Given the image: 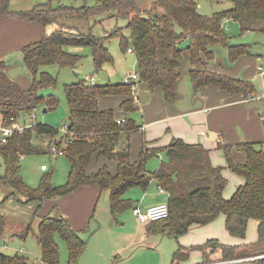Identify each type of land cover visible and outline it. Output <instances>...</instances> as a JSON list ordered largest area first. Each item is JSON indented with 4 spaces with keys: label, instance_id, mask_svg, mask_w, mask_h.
Masks as SVG:
<instances>
[{
    "label": "trees",
    "instance_id": "trees-1",
    "mask_svg": "<svg viewBox=\"0 0 264 264\" xmlns=\"http://www.w3.org/2000/svg\"><path fill=\"white\" fill-rule=\"evenodd\" d=\"M228 1L231 3L229 7L212 14L199 11L201 0H95L92 6L83 5L78 9L81 15L114 9L113 15L128 17L126 26L129 37L123 36L121 28L95 36L90 32L68 31L66 26L58 23L56 28L45 32L40 39L20 48L22 61L30 73V84L26 88L6 73L5 61L0 60V109L3 116L27 119L25 116L44 101L39 88L55 82L53 74L45 67L50 64L73 67L82 57L80 53L69 51L68 46L90 45L95 70L113 62V56L104 44L105 39L113 35L120 38L121 47L126 51L129 46L133 47L138 81L143 82L151 92L160 89L166 103L172 102L177 94L176 81L181 74L184 54L189 59V75L194 89L213 84L230 94L254 95L256 87L252 80L207 67L213 59L215 49L212 46L216 43L227 47L230 61L250 53L248 43L229 42L224 26L227 18L238 23L240 33L254 30L264 32V0ZM61 7L68 8L61 4L52 7L45 1L25 10L11 12L9 0H0V18L15 15L43 24L51 21L57 23L55 12ZM63 88L68 105V133L63 134L59 127L38 120L0 144V156L4 163V170L0 172V187H11L0 203L12 195H21L22 199H17L22 203L36 202L34 215L40 219L35 236L42 261L59 263L56 233L66 243L67 264H78L86 244L82 231L72 227L63 215H52L50 212L39 214L44 199L61 197L80 186L94 184L100 190L109 189V210L114 216L133 207L131 200L125 196L130 186L144 188L151 179H155L168 191L166 202L169 214L150 221L147 224L149 231L179 236L192 225H204L223 213L228 233L242 239L246 235L248 221H257L256 240L232 244L221 242L218 238H208L194 245L178 243L172 253L171 264H181L192 249L202 251L204 262L220 260L227 261L226 264H264V143L217 142V148L222 150L225 157L226 167L243 178L232 194L225 197L223 191L227 178L223 173L224 166L213 164L210 150L201 143H190L173 136L168 144L155 146L144 139L135 159L128 145L119 148L121 136H129V132L139 125L129 116L117 117L111 107H101L99 98L101 95L119 96V105L123 110H133L137 101L133 99L130 81L99 82L92 76H85L64 83ZM45 100L46 110L55 108L58 102L53 94ZM119 118L125 121L119 123ZM64 139L63 155L69 161L66 183L53 185L45 175L37 186H27L20 175V154L49 152L52 143L62 145ZM160 151L164 153L165 161L158 169H148V159ZM235 151L244 156L243 161L235 156ZM99 158L115 161V170H111L108 164H97ZM3 217L0 212V235L4 230ZM31 229V222H28L17 234L25 237ZM216 251H219L218 257L213 256ZM19 259L18 256L0 252V264H15Z\"/></svg>",
    "mask_w": 264,
    "mask_h": 264
},
{
    "label": "rangeland",
    "instance_id": "rangeland-1",
    "mask_svg": "<svg viewBox=\"0 0 264 264\" xmlns=\"http://www.w3.org/2000/svg\"><path fill=\"white\" fill-rule=\"evenodd\" d=\"M45 1H48L52 7H57L60 4L68 7L58 8L55 12L56 20H58L57 25L60 23L66 26L68 31L90 32L95 36H103L115 28H121L123 36L125 38L129 37V29L126 26L128 17L113 15L114 9L99 10L88 15L80 14L81 10L79 11L78 9L83 7V5H94L95 0H9V11L25 10L39 2ZM230 4L228 0H201L199 11L204 14H212L216 10L229 7ZM54 22L48 23L52 29L56 28L54 27ZM224 26L230 43L246 42L249 44L248 48L251 52L264 51L263 31L254 30L240 33L238 23L231 18L224 20ZM183 43H186V41H183ZM104 44L111 52L113 62L105 63L99 70L94 69L90 45L66 47L69 51L82 55L80 61L73 67L59 66L57 64H50L45 67L53 74L55 82L39 88V93L43 95L44 101L40 102L32 110L36 114V121L39 120L59 128L68 123V105L63 88L64 83L76 81L85 76H92L99 82H106L105 80L107 79H109L108 81H118L125 79L136 70L134 54L127 53L121 47V41L117 35L106 38ZM212 47L219 51L228 61V49L225 45L216 43ZM8 61L13 64L8 74L19 79L24 86H29L30 73L25 68L22 55L13 53L8 58ZM253 77L255 79V76ZM253 79L252 81L257 89L259 83H261L260 76H257L259 82ZM50 94L57 97V105L55 108L43 111V108L47 106L45 99ZM25 117L27 118L28 115ZM137 120H139V116H137ZM162 161H165V156L160 151V153L148 159L147 168L154 170ZM42 163L47 165L46 171L40 169L39 165ZM3 170L4 163L0 156V172H3ZM223 170L227 178L223 192L229 195L233 191L234 185H236L235 178H239L240 175L238 176L227 167H223ZM68 172L69 161L63 154L52 157L48 151H35L25 153L20 160V175L24 183L30 187L37 186L40 179L45 175L49 177L53 185L65 184L68 179ZM4 186L11 189L9 185H2L0 187V197H4L7 194ZM134 189H137V187L129 188L125 195H130V192ZM101 192L97 204H95L96 207L94 206L95 215L91 216L90 219L92 223L90 229L93 231V228H96V232L90 235L85 234L87 241L78 259V264H171L172 252L178 246V242H181L180 238L185 235L187 237L188 231L179 236L169 233H147L149 237L145 239L143 237L140 238L143 236L140 232L136 234L138 239L130 240L133 235L132 231L138 226L140 230L145 229V224L138 223V219L130 207L113 216L109 210V189L104 188ZM19 197L22 199L21 195ZM35 205L36 202L34 201L22 203L16 197H11L5 200L3 207H0L4 214V230L0 235V252L10 256H18L20 259L15 264H49L42 261L40 246L35 236L40 219L34 215ZM42 206H45V204H42ZM28 222H31L32 229L28 231L25 237H20L17 233L22 228H25ZM248 234L249 229L244 237L245 239L248 238ZM151 236H156V246L147 243ZM55 240L59 248L58 264H67L68 252L66 243L57 233L55 234ZM112 247L115 251L111 250ZM201 256L199 249H192L184 261L187 263L199 261Z\"/></svg>",
    "mask_w": 264,
    "mask_h": 264
},
{
    "label": "crops",
    "instance_id": "crops-1",
    "mask_svg": "<svg viewBox=\"0 0 264 264\" xmlns=\"http://www.w3.org/2000/svg\"><path fill=\"white\" fill-rule=\"evenodd\" d=\"M57 26V23L54 22V27ZM51 30L52 27L49 24L15 15H6L0 18V60L3 59L5 61L6 73H9L13 65L8 61V58L13 53L22 55L20 48L23 45L40 39L45 32ZM249 52V54L239 56L235 61H230L229 59L227 61L219 51L215 50L213 59L207 65L210 69L235 77L252 80L253 76H255L253 80L258 82L257 76H260L261 83H259L256 92L248 97L240 93L230 94L227 90L213 84L201 85L194 89L189 75L191 66L185 54L180 66L181 74L176 81L177 94L170 103L165 102L160 89L151 92L140 81H137L139 100L135 102L136 107L129 112L123 110L119 105V96L101 95L99 98L101 107H111L117 117L129 116L139 125L136 129L129 132V136L124 134L121 136L119 148L128 145L131 156L135 159L144 139L149 142V145L164 146L170 142L173 136H177L190 143L203 144L210 150L212 163L226 167L223 152L216 146L218 141H226L233 144L241 141L264 143V73L259 70V66L264 69V51L255 53L249 50ZM11 78L26 88L27 85L24 86L19 79ZM123 80L124 78L114 82ZM137 116H139V120H137ZM235 156L240 161L244 160V156L240 152L235 151ZM97 164H108L113 171L116 167L115 161L105 160L104 158H99V163ZM242 181L243 178L241 176L235 178L236 185H234L233 191ZM158 185L155 179H151L144 188L139 185L130 186L129 188L137 187V189L132 190L130 195L125 196L131 200L132 206L139 205L142 208L159 201H167L168 191L160 192ZM4 187L5 192L8 194L11 190L6 186ZM101 191L97 185L92 184L80 186L73 192L61 197L44 199L42 204H45V206H41L39 214L50 212L52 215H63L72 227L82 231L81 234L85 239L86 233L90 235L96 232V228H93V231L90 229L92 225L90 219L91 216L95 215V204H97ZM232 192L229 195L224 194V192L223 194L228 197ZM11 197H16L17 199L19 195L10 196L9 198ZM2 198L0 197V200ZM4 204L5 201L0 203V207H3ZM0 212L3 214L1 209ZM138 223L142 222L138 221ZM144 224L146 226L145 229L140 230L138 226L132 231L133 235L130 240L138 239L136 234L140 232L143 235L140 238L143 237V239L149 237L147 233L156 234L148 230L147 224L149 223ZM248 229L247 239L230 235L225 228V215L219 213L212 221L204 225H192L188 230L187 237H185L186 235L182 236L180 238L181 242L178 243L194 245L203 243L208 238H218L221 242L232 244L252 242L257 238V221L255 219L248 221L247 231ZM156 241V236H151L147 243L156 246ZM111 250L115 251L113 247ZM199 251L202 254V251ZM213 256L218 257L219 251H216ZM202 263H204L203 255L199 261L192 263L181 261V264ZM220 264H226V261Z\"/></svg>",
    "mask_w": 264,
    "mask_h": 264
},
{
    "label": "built area",
    "instance_id": "built-area-1",
    "mask_svg": "<svg viewBox=\"0 0 264 264\" xmlns=\"http://www.w3.org/2000/svg\"><path fill=\"white\" fill-rule=\"evenodd\" d=\"M128 52L133 51V47L129 46L127 48ZM259 70L261 73H264V69L262 66H259ZM92 79V78H91ZM126 81H130L132 83V93L133 99L138 101L137 95V81H138V74L133 71L130 75L125 78ZM125 121L124 118L117 119V122L123 123ZM36 122V114L31 111L28 113V118L23 119L21 116L16 118L10 117L9 119L4 117L2 114V110L0 109V144L6 143L9 136L14 134L15 132H20L25 128L31 127ZM63 134L68 133V126L64 124L59 128ZM62 145L57 143H52L49 146V153L52 157H57L59 155L64 154V148L66 144V140ZM24 156V154H20V159ZM41 170H46L47 165L45 163L40 164ZM158 189L160 192H166V189L162 185H158ZM133 214L137 217L139 222L142 223H149L150 221L162 219L168 216L169 214V207L166 201H159L154 204L147 206L146 208H142L139 205H135L132 208ZM225 261H211V262H204L202 264H220L224 263ZM227 262V261H226Z\"/></svg>",
    "mask_w": 264,
    "mask_h": 264
},
{
    "label": "water",
    "instance_id": "water-1",
    "mask_svg": "<svg viewBox=\"0 0 264 264\" xmlns=\"http://www.w3.org/2000/svg\"><path fill=\"white\" fill-rule=\"evenodd\" d=\"M43 110L45 111L46 110V107H44Z\"/></svg>",
    "mask_w": 264,
    "mask_h": 264
}]
</instances>
